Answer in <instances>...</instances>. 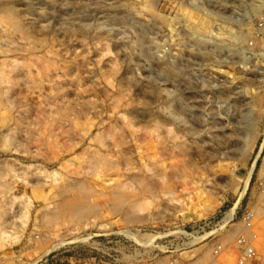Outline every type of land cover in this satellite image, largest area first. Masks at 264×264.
Masks as SVG:
<instances>
[{"label": "rangeland", "instance_id": "1", "mask_svg": "<svg viewBox=\"0 0 264 264\" xmlns=\"http://www.w3.org/2000/svg\"><path fill=\"white\" fill-rule=\"evenodd\" d=\"M263 246L264 0H0V264Z\"/></svg>", "mask_w": 264, "mask_h": 264}, {"label": "bare ground", "instance_id": "2", "mask_svg": "<svg viewBox=\"0 0 264 264\" xmlns=\"http://www.w3.org/2000/svg\"><path fill=\"white\" fill-rule=\"evenodd\" d=\"M108 147V146H107ZM104 157V156H103ZM96 158V157H95ZM93 159V158H92ZM93 163V162H92ZM99 163V162H98ZM103 163V162H102ZM106 163H108V162H106ZM102 165H105V164H102ZM106 166V165H105ZM109 166V165H108ZM99 167V166H98ZM110 167V166H109ZM116 167V166H115ZM117 169V168H116ZM142 169V168H141ZM117 171V170H116ZM115 171V172H116ZM251 171V170H250ZM250 171L247 173V176H246V181H245V186H246V184H247V182H248V180H249V178H250ZM118 172V171H117ZM155 173V172H154ZM130 176V175H129ZM134 176V175H133ZM147 177V176H146ZM166 177H168V176H166ZM142 178V177H141ZM165 178V177H164ZM164 178H163V180H164ZM134 179V178H133ZM138 179V178H137ZM137 182H136V185H142L143 187L142 188H140L141 189V191H140V194L142 193V191H144V192H146V193H150V194H153L155 191L149 186V183H151V182H149V183H147L146 181H144V179H138V180H136ZM166 181V180H165ZM119 194V193H118ZM144 194V193H143ZM155 194V193H154ZM138 195V194H137ZM104 196V195H103ZM126 201V200H125ZM255 207V206H254ZM196 209V208H195ZM232 213H233V210H231L230 212H229V214H228V218H231V216H232ZM251 221V220H250ZM149 238V237H148ZM152 238V237H151ZM198 239H200V238H194V240L193 241H198ZM153 240V239H152ZM151 240V241H152ZM197 243V242H196ZM259 243H260V241H259ZM257 247H258V245H257ZM263 248H264V246H263Z\"/></svg>", "mask_w": 264, "mask_h": 264}, {"label": "built area", "instance_id": "3", "mask_svg": "<svg viewBox=\"0 0 264 264\" xmlns=\"http://www.w3.org/2000/svg\"><path fill=\"white\" fill-rule=\"evenodd\" d=\"M250 216H246L244 218V221L246 222V227H250ZM241 243H246V241H243V239L240 240ZM256 251L254 247H244L242 249V257L241 260H239V264H244L247 261H252L255 259Z\"/></svg>", "mask_w": 264, "mask_h": 264}, {"label": "crops", "instance_id": "4", "mask_svg": "<svg viewBox=\"0 0 264 264\" xmlns=\"http://www.w3.org/2000/svg\"><path fill=\"white\" fill-rule=\"evenodd\" d=\"M259 253H258V258L256 260H254L253 262H248L246 264H264V253L263 252L261 254Z\"/></svg>", "mask_w": 264, "mask_h": 264}]
</instances>
